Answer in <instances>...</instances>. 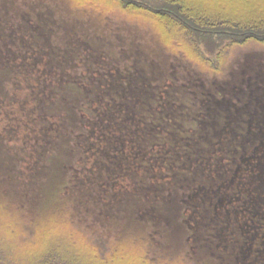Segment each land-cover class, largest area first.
Instances as JSON below:
<instances>
[{"label":"trees","instance_id":"1","mask_svg":"<svg viewBox=\"0 0 264 264\" xmlns=\"http://www.w3.org/2000/svg\"><path fill=\"white\" fill-rule=\"evenodd\" d=\"M43 2L20 1L25 13L56 12ZM59 2L156 56L94 58L101 64L85 69V57L45 56L33 30L17 38L7 22L0 149L27 159L30 175L34 163L49 167L57 185L36 210L0 190V264H194L189 242L264 264V63L233 60L264 44V0ZM124 200L137 202L136 216L120 230L89 220L90 201L111 213ZM167 211L184 235L162 248L152 229Z\"/></svg>","mask_w":264,"mask_h":264},{"label":"rangeland","instance_id":"2","mask_svg":"<svg viewBox=\"0 0 264 264\" xmlns=\"http://www.w3.org/2000/svg\"><path fill=\"white\" fill-rule=\"evenodd\" d=\"M20 1L21 0H0V39L3 38L1 35L3 30H6L5 25L7 22H10V25L13 26H20L18 31L19 36H16L17 38L23 36L29 38L30 36L28 33L33 30L31 33V46L37 47L40 53L45 56H79L77 61L85 57V59H87L85 61V69L87 67L86 65L89 63L94 66L101 64V62L97 61L98 59L107 58L113 60L116 58L112 56H118L120 54L118 57L120 60L122 56L144 57L146 53H148L146 48H148L149 45L141 38L134 39V37L126 35L123 31H112L111 35L104 36L102 35L103 33L94 28L93 25L89 26L85 19L68 12V10L61 5L59 0H44L42 3L43 5L46 3H54L56 12L51 10L52 13L50 9L48 11L43 6H30V8H32L31 14L25 13V5L21 4ZM29 19H31V22L28 21ZM28 29L31 30L28 31ZM3 35L4 38L0 41V47L5 51V44H10V40H8L6 32ZM4 40L8 41L4 43L2 42ZM21 45L22 44L19 43L17 47H21ZM114 45H119V47L115 46L114 48ZM148 54L151 55V53ZM234 55H231L229 50L225 55L234 56V61L238 59L237 66L234 69L238 68V64L243 59L242 56L250 59H259L261 63H264V44H249L245 46V48H238L235 50ZM94 58L98 59L94 60ZM181 74L182 72L180 71V75ZM230 85V82L227 83L226 88ZM4 139L5 137L0 136V144L5 143ZM17 151L20 152L19 149H17ZM7 153L6 150L0 149V190L6 193H12V191L16 190V197L18 198L19 196L20 202L23 205L25 204L24 206H26L25 208L27 210H36L48 206L52 202L51 198L54 196V192L56 191L55 185H57V178L53 170H50V168L46 166L40 169L39 165L34 163L32 165L34 166L33 170L35 172L33 175H30L31 171L27 168V159L16 155L13 151L9 152L13 155L12 157ZM48 158H43L44 164L47 162L49 164L51 163L52 158L49 160ZM134 203L133 200H130L128 203L124 200L110 213L103 206L98 205L94 201H90V205L87 208V215L90 218L89 220L92 221L93 219L97 227L104 230L111 228L113 232H116L120 230L127 221L135 218L136 207L133 208L135 206ZM135 204H137V202ZM170 214H172L170 211L164 214L162 213L161 220L155 224L157 227L152 225L155 227V230L154 228L152 229L153 240L155 244L157 243L156 245L162 248H171L173 244L178 243L184 235V231L176 229L177 217L171 216ZM146 219H150V217L146 216ZM189 244L191 245L193 255H188L199 260L197 262L194 260V264L211 262L210 260H218L223 264L235 263L232 262L233 257L227 256L229 254L224 248H210L204 245L199 247L193 245L191 242H189ZM256 264H259L258 257Z\"/></svg>","mask_w":264,"mask_h":264}]
</instances>
